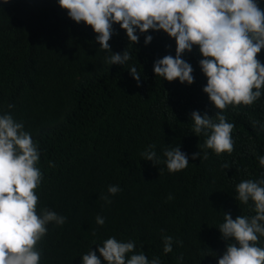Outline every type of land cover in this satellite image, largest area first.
<instances>
[{
	"label": "trees",
	"instance_id": "obj_1",
	"mask_svg": "<svg viewBox=\"0 0 264 264\" xmlns=\"http://www.w3.org/2000/svg\"><path fill=\"white\" fill-rule=\"evenodd\" d=\"M114 27L112 51L131 54L123 66L110 65L111 53L99 47L91 26L68 17L57 0H0V110L23 120L40 146L37 212L49 208L67 217L62 226L50 223L38 242L41 264H80V256L108 236L135 240L136 251L159 256L162 264H178L181 255L183 264H217L214 256L226 247L217 228L223 212L255 214L235 200L234 188L264 174L258 161L264 131L252 124L264 122V96L223 110L235 124L231 154L207 149V159L193 160L206 137L191 132L190 114L217 111L203 92L198 49L183 56L194 67V82H169L155 76L153 62L175 55L174 38L149 30L152 42L145 45L141 35L135 45ZM257 56L264 61V49ZM133 65L140 86L129 74ZM150 144L157 165L141 157ZM178 145L189 164L170 173L163 150ZM110 184L122 191L109 204L100 197ZM98 214L103 226L96 224ZM163 235L179 241L171 253L163 252Z\"/></svg>",
	"mask_w": 264,
	"mask_h": 264
},
{
	"label": "clouds",
	"instance_id": "obj_2",
	"mask_svg": "<svg viewBox=\"0 0 264 264\" xmlns=\"http://www.w3.org/2000/svg\"><path fill=\"white\" fill-rule=\"evenodd\" d=\"M7 3V0H3ZM67 10V16L77 23L90 25L96 33L99 47L109 51L108 63L124 65L130 52H113L109 41L117 33L116 24L123 29L128 42L144 44L153 40L149 30H163L175 40V55L166 54L153 62V72L171 82L191 85L194 67L183 58L194 47L202 57L198 61L206 77L203 92L217 110L214 116L193 110L191 132L206 137L198 152L191 158L207 159L211 149L215 154L232 153L235 124L228 122L224 111L229 105H253L264 96V61L257 54L264 49V0H57ZM129 74L141 84V74L133 65ZM9 109L14 105L9 104ZM215 117V118H213ZM264 131V122L253 121ZM203 150V152H202ZM164 163L170 173L179 172L189 164V154L180 145L163 150ZM41 149L23 120L11 112L0 110V264H41L42 250L37 247L48 232V225L62 226L67 217L49 208L37 212L39 188L44 174L38 167ZM144 160L160 163L155 145L141 152ZM264 168V155L258 156ZM50 167L55 165L50 161ZM222 167L228 169L225 163ZM122 191L110 184L106 203ZM234 198L249 207L254 215L223 212V222L217 227L226 247L217 257V264H264V174L257 179H242L235 185ZM171 195L169 199H171ZM103 226L105 218L95 217ZM163 252L173 251L179 243L170 235H163ZM80 256V264H162L159 256L151 259L143 251H136L133 239L108 236ZM183 264V256L177 257Z\"/></svg>",
	"mask_w": 264,
	"mask_h": 264
}]
</instances>
